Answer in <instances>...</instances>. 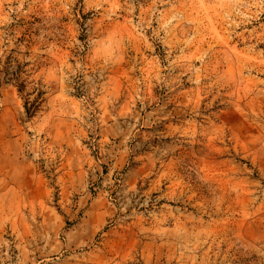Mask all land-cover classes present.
<instances>
[{
  "label": "rangeland",
  "instance_id": "rangeland-1",
  "mask_svg": "<svg viewBox=\"0 0 264 264\" xmlns=\"http://www.w3.org/2000/svg\"><path fill=\"white\" fill-rule=\"evenodd\" d=\"M0 264H264V0H0Z\"/></svg>",
  "mask_w": 264,
  "mask_h": 264
}]
</instances>
